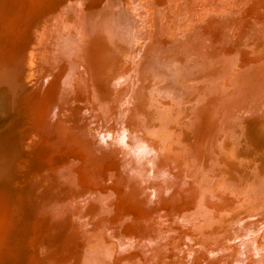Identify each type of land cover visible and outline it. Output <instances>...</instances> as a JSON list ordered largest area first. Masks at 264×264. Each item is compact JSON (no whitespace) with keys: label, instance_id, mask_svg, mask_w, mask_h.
<instances>
[{"label":"bare ground","instance_id":"bare-ground-1","mask_svg":"<svg viewBox=\"0 0 264 264\" xmlns=\"http://www.w3.org/2000/svg\"><path fill=\"white\" fill-rule=\"evenodd\" d=\"M30 1L0 2V43L10 48L12 59L20 57V49L25 46L34 27L31 20H27L30 9L34 7ZM45 1L49 4V0ZM108 1L104 12L117 27L121 25L119 28L123 38H113L114 27V30L110 28L108 34L95 35L99 28L107 32L109 25L105 18L99 19L103 13L97 7V0H89V5L84 1L83 11L76 14L71 25L67 22L68 16L61 21L60 14L59 23H53L50 28L52 30L60 24L68 25L73 26L76 32L72 34L64 26L60 36L55 35L52 39L50 36L47 42L52 51L47 55L59 63L56 64L58 70L52 72L58 76L55 80L57 84L59 80L65 85L69 84L73 91L69 98H84L82 100H87L94 111L96 117L92 118V124L89 122L91 126L86 134L90 136L91 129L100 131L104 136V130L113 131L105 136L107 142H100L93 137L88 140V144L94 146H91L94 151L98 150L96 157L100 158L101 173L104 167L106 177H111L101 178V182L96 183L95 175H84L79 184L87 187L86 192L91 193L93 202L98 201L92 212L99 209L102 214H106L103 217L104 226L107 224V231L118 239H113L114 242L106 241L112 245L110 253L107 250L106 254L101 246L100 250L94 251L92 259H85L76 252L69 264H264V206L261 205L264 204V198L248 189H258L261 184L252 181L249 186L246 184L230 193V186L210 182L200 172L201 168H211L212 171L215 164L220 169L222 163L223 170L229 171V181H235L237 174L244 177L249 170L259 171L256 167L257 170H254L253 166L249 168L247 164H241L238 156L244 154L256 159L264 173V0H195L197 5L206 6L205 18L200 22L194 21L187 32L180 34L184 42L179 56L169 63L168 59L165 60L164 56L157 53L154 61L160 65L154 62L147 64L152 80L160 84V88L155 87L157 93L154 90L150 94L162 98L160 101L158 98H149L150 103L146 108L151 106L154 108L150 110L167 115L165 105H170V101L165 96L183 98V102L173 105L170 113L175 116L184 111L185 103L194 99L192 140H188L183 130L179 129L180 123L178 130H172L169 125H174V122L168 117L166 127L155 137L149 129L143 128L145 123L139 120L137 113L141 110L139 95L137 100L133 98L135 93L142 92L137 82L134 83L140 74L137 66L127 74L128 80L119 83L112 80V74L117 72L119 57L123 54L113 47L115 41L131 49L137 40L149 35L145 44L150 42L152 36L156 37L155 42L153 38L145 49L157 43L160 17L154 7V0ZM155 2L164 3L166 0ZM183 10L185 8L182 6ZM233 29L237 30L235 35ZM249 35L250 38H261L251 44L248 43L250 38L245 39ZM233 43L237 46L234 47ZM157 47L161 48L159 45ZM142 58L140 56L139 62ZM129 60L130 57L123 59L124 66ZM8 72L1 76L0 86L11 85V73ZM163 75L169 76V79L160 81ZM195 78L200 81H195ZM109 81H112L111 85ZM51 94L50 102L53 105L56 101L52 100ZM254 94L255 98L249 100L248 97ZM3 95L0 96V113L7 111L4 108L7 95ZM114 103L117 104L116 109H119L117 119L107 124L114 116ZM239 105L244 107V112L232 117ZM56 108L53 105L52 113ZM192 109H185L184 113L188 115ZM109 110L112 114L107 119ZM53 116L52 120L55 119ZM181 122L185 124L186 120ZM62 133L71 142L66 151L74 150L75 153V149L84 146L71 133H65V130ZM181 138L187 142L188 149L193 146L192 151L186 149L181 154ZM203 143L207 147L204 148ZM78 154L77 157H82L80 151ZM188 159L200 167L194 175L190 167L185 166L186 163L182 164V160ZM94 162L91 165L92 171L96 168ZM135 164H145L152 173L142 172L137 166L135 172L132 168ZM4 178L0 177V187H3ZM218 188L225 190L218 193ZM10 189L0 190V251L3 252L0 262L4 264H15L20 253H17V244H12L11 240L21 236L28 228L22 222L23 216L12 209L14 201L9 195ZM240 201L245 202L246 206L238 214L253 213V216L232 221L229 214L237 211L235 209ZM109 207L113 210H108ZM21 213L27 218L23 211ZM113 221L121 224V228L115 230L112 227ZM124 221L127 223L124 224ZM142 246L148 249L144 247L140 250ZM20 260L23 261V258Z\"/></svg>","mask_w":264,"mask_h":264},{"label":"rangeland","instance_id":"rangeland-1","mask_svg":"<svg viewBox=\"0 0 264 264\" xmlns=\"http://www.w3.org/2000/svg\"><path fill=\"white\" fill-rule=\"evenodd\" d=\"M84 1L89 5V0H49L50 6L45 0H32L30 3H32L34 7L33 9H30V15L27 17V20L30 19L34 24V27L29 33V38L25 43V46L23 45V48L20 49V57L12 59V57H10V48H6L5 43H0V83L2 82L1 76L6 71H10L7 74L11 73L10 76L12 78V81L10 80L11 85L5 84L0 86V96L3 94L7 95V103L5 104L6 107H4L7 111L4 110L0 113V175L5 177L4 179L7 183L2 182L3 187H0V190H4V188L8 190L11 188L9 195L12 196L13 199H11L14 201L12 209L15 210L16 214L20 213L23 216L22 222L28 227L27 231L24 230L21 236L18 238L13 237L11 240L12 244H17L19 248L17 253H20V258H18V255L15 259V264H63L65 260H67L66 264H69L71 263L73 256L76 255V252L82 257H85V259H92L94 257V251L99 249V246H101L100 248L106 254L107 250L110 253L113 248L111 243H107L106 241L114 242L113 239L115 241L118 239L116 235H112L107 231L109 227L106 223L104 226L103 217L106 214H102L99 209H96L97 214H95L96 211L92 212V208L97 205L98 201L96 202L95 200L93 202L94 198L92 195L90 196L91 193L86 192L87 187L84 186L86 187L84 190L82 184H79L80 178L84 175H95L96 183L101 182V178L109 179L111 177H106L104 167L102 168L101 173L99 168L100 158L96 157V154H99L98 150L94 151L92 148L94 146L89 145L88 140L93 137L100 142H107L105 136L111 134L113 131L110 129L108 131L104 130V136L100 131H94L91 129V132L89 131V133H91L90 136L86 134L88 131L87 129L91 126L93 119L96 117L93 114L94 111L91 109V105L87 100H82L84 98L80 99L81 97L74 96H72V99L69 98V95L73 92L72 87L69 84L65 85L59 80V86H65V90L58 86L57 81H55L58 76H56V73L55 75L53 74L55 70H58V68H56L57 62L47 55H50L52 52L47 43L48 37L50 38L51 36L52 39L55 35L56 37L60 36L61 28L66 26H61L60 24L59 27L57 26L58 28L51 30L50 28L53 27V23H59L60 20L62 21L63 17L68 16L67 22L71 25L74 18L77 16L76 14L83 11ZM186 1L187 0H166L164 3L155 2V0L153 1L154 7L160 17V19L158 18L160 20V26L157 30V43L159 44L156 43L154 46L145 49L154 38L152 36L150 42L145 44L149 35H146L142 40H137L131 49L125 48L117 41L112 44L114 48L119 49L120 52L123 53L119 57V63L116 62L118 63L116 66L117 72L112 74V80L114 83L126 81L129 79V76L127 75L129 71L135 66L138 67L140 74H138V80H135L134 83L136 84L137 82V87L139 90H142V92L135 93L133 98L137 100L139 95L141 110L137 111L139 114L138 118L145 123L143 128L149 129L148 131L152 133V136L154 137L160 134L163 128L166 127L165 121H167L168 118H172L175 127L174 125H169L170 128L172 130H178V123H180L179 129L183 130V133L188 140L189 138L191 140L193 139L194 129L192 124L195 113V107H193V104H195L194 99H190L188 103H185L184 111L175 114V116L170 113L173 105L183 102V98L176 99L175 97L165 96L167 101H170V105H165L168 113L167 115L165 113H160V111L157 110H150L154 107L149 106V109L146 108L150 103L149 98H158L159 101L162 98L158 96L152 97L150 94L154 90L155 93H157L155 87L160 88V84L152 80V74L148 70L147 64L149 62L151 64L154 62L155 64H158V66L160 65L159 62L154 61L157 53L164 56L165 60L168 59L167 62H173L174 57L179 56V50L183 47L182 42L184 41L180 39V34L182 32H187V28L191 27L194 21L200 22L205 18L206 6L204 7V5L201 4L197 5L195 0ZM0 2L4 4L5 0H0ZM108 2V0H97L96 3L97 7L100 8L99 11L103 13V16L99 19L103 20L105 18L108 20L109 30L104 32L102 31V28H99L96 30L95 35L98 36L101 33L108 34L110 28L113 30L115 28L114 36L112 33L111 36H113V38H123L121 29L119 28L121 25H118L117 27L110 21L111 17L104 12V9L108 7ZM71 4L74 9L71 8ZM111 4L114 6L117 5L115 3ZM182 6L185 8L183 11H181ZM168 13L172 16H168ZM60 14L62 17L58 21ZM66 30L72 34L76 32L73 26L68 27L67 25ZM236 31V29H233L234 35ZM231 36L230 32V39ZM248 38H250V35L245 37L246 40ZM259 38L261 37L250 38L248 43L252 44L254 40ZM233 39L236 40L234 37ZM142 43L143 45L141 48L140 44ZM158 45L161 46V48L157 47ZM233 46L236 47L237 44L233 43ZM174 53L176 54L173 55ZM140 56L141 58L144 57L141 62H139ZM126 57H130V60L128 61V64L124 66L123 59ZM165 79H169V76L163 75L160 77V81ZM195 81L200 80L195 78ZM111 83L112 81H109L110 85ZM67 86L68 88L66 89ZM50 88L53 89V93L55 92L54 96L53 93L51 94L52 89ZM14 91L16 93H14ZM50 94L53 97L52 100L55 99L54 101H56H53V105L55 107L57 106L59 109L56 108L53 110L54 113H52L53 105L50 102ZM55 97L59 98L57 99ZM60 98H63V100ZM252 98H255V94L254 96L248 97L249 100ZM114 104L113 108H115L116 111L113 110L114 114H112L110 113L112 109L109 110L108 115H106L107 119L111 114L114 116L109 122H107V124H110V122L115 121L114 119H117L119 109H116L117 104ZM190 108H193L192 111L188 113V115L185 114V109ZM234 111L232 117H236L238 114L243 113L244 107L239 105ZM67 113L69 116H67ZM51 116L55 117V119L52 120ZM145 117L152 118L146 120ZM183 119L186 120L185 124L181 122ZM63 130H65V133L67 132L74 135L75 140L82 141L84 146L75 149V153L74 150L66 151L71 142L64 137L62 133ZM209 136L210 133L208 134V137ZM181 139L184 144L180 143L181 149H179V151L182 154L183 151L188 149V146H186L187 142L184 138ZM203 144L205 145L203 146L204 148L207 147L205 143ZM192 148L193 146H190L188 150L192 151ZM78 149L82 153V157H77V155H79V151H77ZM71 153L72 155H68ZM238 158L242 161L241 164L243 166L247 164V167L250 168L253 166L252 169L255 170L257 168L259 171L249 170L248 172L246 170L247 172L244 174L245 176L241 177L237 174L238 178L235 179V181H229V171L223 170L221 167L222 163L220 164V169H217V164H215L212 171L211 168H207L206 170L201 168L200 172L207 176V179L210 182L217 183L219 186H224V184L230 186V193L236 191L241 186L246 184L249 186L252 181H256L261 184L259 186L260 188L254 189V187H250L248 189L264 198V173L260 170V163L256 162V159L245 156L244 154L238 156ZM90 160H93V162L94 160L96 161L94 162L96 166V168L93 169L94 171L91 169L93 162L90 163ZM184 163H186L185 166L187 165L190 167L189 169L193 171V175L199 171L200 167L197 163L192 162L191 159H188L187 161L182 160V164ZM135 166L141 168L140 170L142 172L152 173L150 168L146 167L145 164L133 165V170L137 172ZM233 171L238 170L234 169ZM2 176L0 177L3 179ZM72 183H74V186ZM8 184L11 185L9 186ZM79 185L83 188L82 192L80 191L81 187ZM71 186L73 187L71 188ZM217 190L218 193H220L222 190L224 192L225 189L218 188ZM91 198H93V200ZM244 204L245 202H238V206L235 209L237 211L229 214L232 221H238L244 217L247 219L253 216V213L238 214L239 210H244V206H246ZM261 205L264 206V204ZM108 210L113 209L112 207H109ZM261 210L262 209H259V211ZM22 211L26 214L27 218H24L25 216L21 213ZM30 215L33 217H30ZM18 218H16V220H18ZM81 219H84L85 221H82ZM113 222L112 227H115V230L121 228V224H118L115 221ZM126 223L127 221H124V224ZM8 236H6L7 240H9ZM144 247L146 246H142L140 250ZM146 248L148 249V247ZM0 252L1 255L3 252ZM21 258H23V261L20 260ZM0 264L4 263L1 261Z\"/></svg>","mask_w":264,"mask_h":264}]
</instances>
